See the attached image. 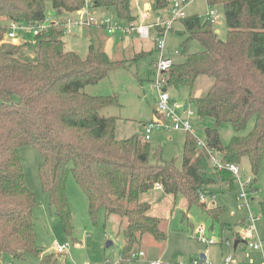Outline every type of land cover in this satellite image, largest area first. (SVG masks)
<instances>
[{"label":"trees","instance_id":"1","mask_svg":"<svg viewBox=\"0 0 264 264\" xmlns=\"http://www.w3.org/2000/svg\"><path fill=\"white\" fill-rule=\"evenodd\" d=\"M46 1L51 3L56 20L47 21ZM148 1L153 13L170 4V0ZM84 2L0 0V259L3 255L10 260L32 257L38 264H54L60 254L44 253L37 243L36 197L25 183L18 154L23 145H32L41 154L40 183L68 236L73 227L66 194L69 174L85 194L93 222L100 210L105 219L110 215L126 219L121 260L135 253L133 249L144 234L160 243L166 240L159 217L149 213L151 203L144 198L156 190V183L163 193L185 198L183 218L193 204H199L209 217L217 219L223 208L207 207L200 201V193L205 195L210 192L208 187L220 184L232 188L237 180L228 170H215L208 152L197 146L189 132L185 133L179 167L174 159L164 161L161 149L155 151L154 161H149L148 151L140 149L134 135L115 136L117 117L100 110L119 105L117 95H91L83 88L115 68L136 64L148 51H140L128 61L111 59L93 43L85 55L66 49V18L75 16ZM206 2L223 6L226 36L220 39L213 23L198 15L181 18L185 42L195 39L202 49L174 62L164 73L165 86L187 87L191 92L200 75L210 77L207 92L201 97L189 95L187 104L194 105L198 118L212 120L213 125L203 129V138L221 162L239 165L246 158L256 177L264 156V0ZM89 3L92 10L114 7L118 18L128 24L135 21L131 0ZM10 22L21 26L51 23L30 41L16 43L4 37ZM156 48L155 43L151 51ZM250 122L251 127L244 131ZM222 123L233 130L227 144L222 143L218 131ZM251 181L248 193L254 191ZM259 206L264 217V199ZM245 224L246 220L241 222L242 227ZM221 228L230 227L221 224Z\"/></svg>","mask_w":264,"mask_h":264},{"label":"rangeland","instance_id":"2","mask_svg":"<svg viewBox=\"0 0 264 264\" xmlns=\"http://www.w3.org/2000/svg\"><path fill=\"white\" fill-rule=\"evenodd\" d=\"M144 5L145 0H131V11L135 16L132 24L118 18L114 7L93 9L92 14L95 16V21L99 22L102 18H109L111 24L116 26L115 30L109 33L104 27L84 26L85 29L90 28L92 31L90 38H86L85 34L73 36L76 30L72 33L68 32L64 36L65 47L85 55L88 44L93 43L95 46H100V49L105 51L111 59L126 58L128 61L140 51H148V54L136 64L131 63L127 67L111 70L97 83L86 85L83 91L91 95L113 93L117 95L119 105L108 106L100 110L104 115L117 117L115 136L127 138L134 135L138 137L140 149L148 151L149 161L153 162L155 151L161 149L162 159L164 161L174 159L176 166L179 167L186 132L153 127L148 133L149 138H145L146 125L152 120V111L157 108L159 97V88L152 81L154 77L152 64L156 60L157 52L151 51L153 48L151 38L157 32L151 29L150 37L140 40L134 29L129 30L130 26L153 22L156 19L157 14L149 11L148 13H151L149 19L145 20L144 14L147 10ZM209 9L217 12L218 17L213 23V29L218 31L217 36L220 39H224L227 27L221 4L209 5L206 0H191L185 6V13L186 15H198L204 20L207 19L206 13ZM45 12L47 21L54 19L55 11L49 1L45 2ZM162 15L166 18L167 12L164 11ZM15 32L18 43L33 39L30 27L24 26ZM186 36L187 33L180 19L174 20L171 28L164 32V53L165 56L171 57L173 62H180L187 53L202 49L195 39L185 42ZM211 83L210 77L200 75L191 92L187 87L177 89L169 87L167 92L171 101H176L183 106L187 104L189 95L203 96ZM190 106L194 108L193 104ZM251 124L252 122L244 131H247ZM212 125L210 118L200 119L195 112L193 127L196 136L203 138V129ZM218 131L222 143L227 144L233 133L230 124L222 123ZM18 154L25 183L36 197L33 215L37 243L43 248L44 253L56 252V244L66 246L65 252L58 255V261L54 264H105V260H108L110 264H149L150 261H159L161 264H179L191 262L199 258L200 254H204L214 262L220 261L224 255L228 254L234 255L239 263L260 264L264 261V217L259 206V201L264 199V156L256 177L251 173L246 158L238 165L239 179L246 181L250 178L252 180L254 191L251 193L247 191L248 206H244V201L238 197L237 180L232 188L224 184L208 187L206 191L210 192H205L206 206L215 205L223 208L217 219L209 217L199 204H193L187 211V216L183 218L187 207L186 200L181 194L174 198L161 190L149 192L144 196L151 203L149 213L159 217L160 227L166 232V240L160 243L150 235L144 234L140 238V243L133 249L134 252L143 251L144 256L121 260L120 249L124 244L122 229L126 224V219L118 215H110L105 219L104 211L100 210L93 222L88 213L87 198L73 176L69 174L66 194L72 210L73 227L71 236H68L53 208L49 205L47 194L42 189L38 174V168L42 162L40 152L32 145H23L19 148ZM249 215L254 217L252 220L254 240L261 247L257 250L249 248L246 245V242L250 240L248 238L245 242H239L234 248L236 236L239 235L240 239H243L241 222H244ZM221 224H227L230 228H221ZM200 226H203L206 235L213 236L217 243L209 244L200 241L197 231ZM219 240L221 242H218ZM226 240H229L230 246L225 244ZM108 241L111 245L105 247ZM1 257L2 264H38V259L32 257L13 260L8 259L7 255Z\"/></svg>","mask_w":264,"mask_h":264},{"label":"built area","instance_id":"3","mask_svg":"<svg viewBox=\"0 0 264 264\" xmlns=\"http://www.w3.org/2000/svg\"><path fill=\"white\" fill-rule=\"evenodd\" d=\"M191 0H170L169 6L159 11L157 14L156 19L153 22L130 26L129 30L134 29L136 33L141 38H149L150 37V29H159L156 30V34L153 35L154 41L156 43V47L158 49L159 55L157 59L153 63V79L152 81L159 88V97L157 100V114L158 117L154 118L153 120L149 121L146 125V136L145 138H149L148 133L151 131L153 127L162 128V129H173V130H181L184 132H189L192 136L195 137L197 146L201 149H204L209 154V162L210 165L215 170H228L230 171L237 179L239 184V190L237 192L238 197L241 198L244 202V206H248L247 200V186L251 181L248 178L246 181H242L239 179V167L234 163H223L220 160L219 154L215 151L210 149L204 138L196 136L195 128L193 127V119L195 114V108H192L190 104H187L184 108V105L181 106L176 101H171L169 94L167 92V88L165 86V75L164 73L172 66L174 63L171 57L165 56V53L162 51L164 47V40L163 34L166 29L171 28V24L174 20L184 18L186 16L185 13V6L187 2ZM167 12L166 18L163 17L162 13ZM207 19L210 22L215 23L217 20L218 14L215 10L209 9L206 13ZM51 22H42L36 25L27 26L32 29L33 34L41 33L48 29L49 24ZM96 26V27H104L106 28L107 32L111 33L115 30L116 26L111 24V20L109 18H102L99 22L95 21V16L92 14V9L89 3V0H85L81 9H79L75 16H68L65 21V28L67 32L72 33L75 30H79L84 26ZM15 22H10L8 25V31L5 33V39H9L13 42L18 43L16 30L23 28ZM181 113V114H180ZM154 188L156 190H161L162 186L159 183H156ZM200 201H205L204 193H200ZM253 216L249 215L246 219V224L242 228L243 239L249 241L246 242V245L254 250H257L261 247V245L254 240V225L252 223ZM198 239L202 242H207L209 244L217 243V241L213 238V236H207L205 233V228L200 226L198 228ZM220 242V240L218 241ZM226 245L230 246L229 240L225 241ZM66 246L61 244H56V253H64ZM143 251H137L135 253H131L129 259H137L139 257H143ZM105 264H110L108 260H105ZM149 264H161L159 261H150ZM179 264H252L249 262L239 263L235 258L234 255L228 254L224 255L220 261L214 262L210 260L207 256L199 257L197 259L192 260L191 262H184ZM260 264H264V261Z\"/></svg>","mask_w":264,"mask_h":264},{"label":"crops","instance_id":"4","mask_svg":"<svg viewBox=\"0 0 264 264\" xmlns=\"http://www.w3.org/2000/svg\"><path fill=\"white\" fill-rule=\"evenodd\" d=\"M144 7H145V9L147 10L146 11V13L144 14V17H145V20H147V19H149V14H151V13H148L149 11L151 12V10H150V8H149V1L148 0H145V5H144ZM156 14V13H155ZM54 20V19H53ZM52 20V21H53ZM149 22V21H148ZM89 27H92V26H89ZM95 28H97V27H95ZM89 30H87V29H85V27L84 28H81V29H79V30H77V31H75V32H73L75 35H73V36H77V35H86L87 37L86 38H90V36H91V33H92V31L90 30V28H88ZM96 30V29H95ZM94 30V32H96ZM152 30H154V31H156V30H159L158 28L155 30V29H152ZM150 31H151V29H150ZM216 32H218L217 30H215ZM154 35V34H153ZM152 35V36H153ZM139 38H140V40H144V38H141L140 36H138ZM148 39V38H147ZM152 40H153V45L155 44V41H154V37H152L151 38ZM90 44V43H89ZM88 44V45H89ZM67 49V48H66ZM156 52H157V56H156V59H157V57H158V55H159V52H158V49L156 48V50H155ZM163 52H164V47H163V50H162ZM176 53H177V51H176ZM154 63V62H153ZM153 65V64H152ZM187 105V104H186ZM154 109H156V108H154ZM158 117V114L157 113H154V110L152 111V120L154 119V118H157ZM185 137V136H184ZM0 262L2 263V259H0Z\"/></svg>","mask_w":264,"mask_h":264},{"label":"water","instance_id":"5","mask_svg":"<svg viewBox=\"0 0 264 264\" xmlns=\"http://www.w3.org/2000/svg\"><path fill=\"white\" fill-rule=\"evenodd\" d=\"M186 107V104H184V108ZM239 242H245V240L244 239H237V240H235L234 241V248H236V246H237V244L239 243ZM111 245V242L110 241H108L107 243H106V245H105V247H109ZM200 256L201 257H204V254H200Z\"/></svg>","mask_w":264,"mask_h":264}]
</instances>
